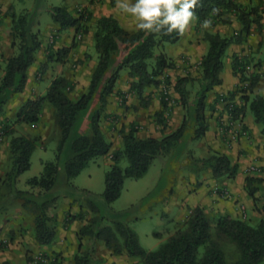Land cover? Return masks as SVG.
<instances>
[{"label": "trees", "instance_id": "trees-1", "mask_svg": "<svg viewBox=\"0 0 264 264\" xmlns=\"http://www.w3.org/2000/svg\"><path fill=\"white\" fill-rule=\"evenodd\" d=\"M259 5H242L237 0H200L196 19L203 24L205 19L211 20L212 25L232 23L231 16L235 15L241 25L238 33L228 37L219 32H206L204 41L208 50L202 57L199 66V77L190 76L178 78L174 91L178 94V105L185 111L181 126L169 133H163L162 138H140L138 128L134 123L127 133H123L122 149L112 150L103 123L107 118L109 98L115 94L123 71L131 79L132 94L141 101L143 107L149 106L151 97L147 91L158 88L162 76L176 68L175 62L165 52L167 45L178 44L182 37L176 33L146 34L144 31L125 29L114 16H102L94 23L93 43L97 52V63L94 66L90 83L85 92L78 98L71 96L74 83L65 76L53 80L46 93L31 98L23 103L16 114V124L30 126L39 125L45 109L52 110L55 127L61 134L58 148V159L69 146V156L65 163L64 183L70 185L96 158L110 156L112 167L106 175V189L101 196L105 206L116 202L122 194L126 179H142L149 172L154 161L171 154L186 136L187 129L192 124V140H201L209 130L206 112L211 109L208 104L209 93L223 84L222 73L225 69V57L233 44L246 43L254 31L260 34L264 30L262 0ZM213 9H216L213 12ZM51 14L57 32L64 33L75 30L88 33V24L93 20V13L84 9L75 12L67 7H54ZM11 20V46L15 53L7 58L3 67V77L0 80V115L5 111L8 103L17 95L25 91L28 72L36 63L37 56L43 48L40 33L35 31L36 14H17L15 8H8ZM75 42L69 47L48 50L46 62L41 65V74H45L49 63H65L71 55ZM87 59L90 56L87 55ZM83 63V61H79ZM251 62L246 58L240 61L238 55L232 59L234 74L239 76L240 84L237 94H243L241 105H229L233 120H239L248 110L255 124L264 135V96L256 92L261 81V74L256 71L246 75ZM264 59L256 67L262 68ZM198 82L199 91L195 100H191V90L188 86ZM244 84H247L246 87ZM236 92L229 95L232 101ZM234 102V101H233ZM235 103V102H234ZM94 113L90 117L89 130L78 134L79 122L83 113L93 105ZM163 111L156 114L157 122L167 129L166 113L168 104L163 101ZM0 134L10 137L9 168L2 180L6 188L4 199L21 200L23 207L32 221L35 242L41 247L51 246L57 237V218L51 216L50 210L57 203L54 196L59 181L58 162L44 164V171L40 177L28 180L32 191H22L17 187L22 174L30 170L31 159L37 149L40 137L14 136L15 132L7 121L0 124ZM128 161V167L123 170L122 160ZM211 169L215 181L235 179L240 167L233 164L231 159L223 154L214 153L207 159H202ZM264 179L247 177L245 191L253 206L258 207ZM87 193V192H85ZM85 206H81L79 213L69 215L67 225L72 220L86 222L78 232L79 248L71 264H104L97 256L95 248H85L84 239L94 244L102 242L111 256H126L135 264H263L264 262V204L259 208V219L252 222L231 215L211 217L205 209L196 207L189 210V214L179 222L177 230L153 251H146L140 245L138 234L126 222L120 220L121 215L111 220V224L102 226L105 217L101 214V207L96 202V196L91 193ZM264 199V198H263ZM4 203V202H3ZM0 203V207L3 206ZM242 212V208H241ZM90 215L94 217L91 219ZM71 216V217H70ZM69 217L71 219H69ZM89 217V218H88ZM255 223V224H253ZM233 247L229 257L228 247ZM4 264H10L8 262ZM49 264H63L56 255Z\"/></svg>", "mask_w": 264, "mask_h": 264}, {"label": "rangeland", "instance_id": "rangeland-1", "mask_svg": "<svg viewBox=\"0 0 264 264\" xmlns=\"http://www.w3.org/2000/svg\"><path fill=\"white\" fill-rule=\"evenodd\" d=\"M5 1V0H4ZM9 6L4 7L0 5V26H3V29L6 32L7 41L6 46L9 49L7 56H2L0 59V69L3 71L4 63L7 57H11L15 50L11 46L12 37H11V20L8 16V8L13 6L17 12V14L24 13H34L36 14L35 19V28L34 30L40 33V37L43 41V48L40 52V58H43L45 61L47 59L48 50L53 47L58 50L67 45L71 46L75 42L77 45L73 48L71 55L66 60L65 63H49L47 72L44 75L51 78H57L59 76H74L79 74V72L84 76L80 77L83 81L85 76L87 77V71L90 70V75L93 70L91 68V60H93V56L98 58L97 52L93 43V31H94V23L92 21L88 24V33L83 32H73L69 30L64 33H58L57 28L55 27V23L52 18L51 9L54 7H67L72 11L81 12L86 9L89 11L91 3L92 5L98 4L100 10L103 12V7L106 5H111L112 7L116 6V0H6ZM259 2V0H257ZM95 13V10H92ZM212 25V23H211ZM200 27V25H199ZM204 33L201 35L204 37L206 32H212L209 28L204 29ZM92 32V38H91ZM71 33V35H70ZM74 33V34H73ZM90 35V40H87V36ZM232 36V35H231ZM63 37V39L61 38ZM67 37V38H65ZM74 37V39H73ZM65 39V40H64ZM69 39V40H66ZM91 41L93 46H91ZM244 52H241L238 56L240 61L245 62L246 58H249L251 65L250 68H247L246 75L250 76L255 71V67L258 65L259 61L264 59V46L261 47L260 54L259 52L256 56H253L255 51L247 45V42L244 44ZM173 45H167L165 48V52L169 55L170 49H173ZM84 48L87 49V53L90 56V60L87 61L86 65L80 64L79 61H82L81 58L77 55L78 52H84ZM257 48V47H255ZM239 53V52H238ZM246 53L247 55H243ZM82 54V53H81ZM86 58V57H85ZM84 58V59H85ZM86 61V60H85ZM181 63L177 65H182V67L187 69L186 74L189 73V76H193V78L199 77V66L200 63L195 62L193 65L191 64V60L187 56H183L180 59ZM175 62V61H174ZM227 63L225 59V64ZM83 67V68H82ZM85 69V70H84ZM182 69V68H179ZM190 69V70H189ZM193 72H192V71ZM263 76H264V69ZM37 78H43L41 74V70L37 71ZM90 75H89V83H90ZM239 77V76H238ZM49 80V79H47ZM76 82V80L74 79ZM85 81V80H84ZM87 82V81H86ZM86 82H84L86 84ZM131 79L128 77L127 72L123 71L121 74V78L118 82L125 86V88L130 86ZM48 81L43 83V86L47 85ZM166 84L170 88V95L175 101V105L168 106V112L166 114L167 123L170 116L174 113V108L179 107L178 100L174 93V84L175 78L172 74V70L166 72L161 78V84L158 88L150 89L151 93L154 95L157 94L158 100L162 103L163 93L161 92V85ZM240 84V83H239ZM247 84H244L246 87ZM264 85V77L263 84ZM261 87V85H258ZM127 87V89H128ZM264 87V86H263ZM188 88L191 90V100H195L196 93L199 91V85L197 83L190 84ZM238 88V87H237ZM237 88L234 92L237 94ZM262 89V88H260ZM260 89L256 88L257 93H261ZM264 89V88H263ZM149 90V91H150ZM86 91V90H85ZM84 90L82 91L85 92ZM77 91L71 92V96L74 98H78L80 95ZM27 94V91L24 93ZM243 94H237L234 97V104L236 106L241 105V97ZM132 92L129 87L128 91L124 92L118 98L119 107H124L127 105V102L131 104ZM13 100V99H12ZM5 108V111L2 115H0V124L7 121L9 125L12 126V130L15 132L14 136H31V137H40L41 140L38 143L37 149L35 150L32 159H31V168L24 174H22L18 180L17 187L22 191H32V189L28 186V180L40 177L44 171V164L50 162H58L59 165V181L56 189L54 190V196H57V203L55 207L50 210L51 216H56L58 228L65 229V226L76 228V238L78 239V232L80 228L86 224L81 220H72L69 225H67L68 214L76 215L78 214L80 207L85 206L90 199V195L87 193H91L92 195L98 197L96 198L97 204L101 207V214L105 217V221L102 223V226H106L111 224V220L117 218L118 215H121L120 220L126 222L133 230L136 231L139 237L140 245L146 251L156 250L171 234H173L177 228L179 222H182L187 215L190 213L188 211L189 208L193 206L195 202H197V196L191 195L192 189H200L204 185L207 180V175L211 174V169L204 162H199L202 159H207L209 156L203 157L206 154V149L202 146L201 140H192L191 137L193 129L192 124L190 123L186 136L181 141V143L175 148V150L163 157L158 158L154 161L151 166L149 172L142 179H126L124 182L123 191L121 197L111 205L105 206L102 201L101 196L105 192L106 189V175L110 171L112 167V159L110 156H100L94 159L89 166L73 181H71L70 185L64 183L65 177V163L69 156V146L65 149V152L58 159V148L60 145L61 134L57 127H55L54 118L52 116V110L48 108L45 115L42 117V121L39 125H24L18 124V127H15L17 124L15 123L16 114L18 113L20 107H16L17 111L13 112V109H10L11 102ZM135 100H139L135 98ZM134 101V100H132ZM135 101V102H136ZM118 107V106H117ZM96 109V105L94 104L91 109L85 111L83 116L79 122L78 134H84L89 129V121L91 115L94 113ZM181 116L184 117L185 111L182 109ZM180 115V114H179ZM252 116L251 113L247 110L246 114L241 117L239 120H233V122L227 127L225 133L227 131L233 132L234 137H239L245 129V121ZM111 126L115 127L117 124L116 120L110 121ZM116 122V124H115ZM103 127L107 130V126L103 123ZM257 125V124H255ZM258 126V125H257ZM15 127V129H13ZM168 127V125H167ZM259 127V126H258ZM260 128V127H259ZM108 131V130H107ZM106 131V132H107ZM169 134V133H166ZM163 137V136H162ZM162 137H158L159 139ZM108 138V137H107ZM111 139H114L112 137ZM11 138L3 137L0 134V203H3V206L0 207V218L4 221L10 218V226L16 230L15 222L19 220V223L23 227L24 234L32 228V221L28 214V212L21 207V200H12V199H4L3 196L6 193L7 189L3 188L2 180L4 178V174L9 168V144ZM109 140V138H108ZM110 142V140H109ZM113 145L116 144V150L122 149V142L113 141ZM199 145V146H198ZM213 153H211L212 155ZM207 157V158H206ZM121 168L125 170L128 167V161L126 159L122 160L120 164ZM256 171L259 175V178H262V174H264L263 167H255ZM210 178L208 177V180ZM264 179V178H263ZM202 181V183H201ZM197 182V183H196ZM199 184L200 186H197ZM215 191L219 198L224 200H229L232 198L231 191L225 186L224 181H215ZM261 192L257 194L260 198L257 206H251L252 208H248L246 204H239V209L244 207V214L242 212V216L245 220H250L252 222L256 221L260 217V213L258 212L259 208L264 204V184L261 186ZM87 192V193H85ZM225 192H228V195H224ZM3 195V196H1ZM248 210L253 211L249 215ZM255 212V213H254ZM185 213V214H184ZM184 216L182 217V215ZM91 219L94 217L90 215ZM215 218V216L210 215ZM71 217V216H70ZM69 217V219H71ZM182 217V218H181ZM89 218V217H88ZM181 218V219H180ZM8 220V221H9ZM255 224V223H253ZM20 229V228H19ZM16 232V231H15ZM13 231L10 237L12 238L16 236ZM27 234V233H26ZM25 234V235H26ZM14 240V239H13ZM12 240V241H13ZM2 246L0 247V252H6L10 249L8 240H0ZM83 245L85 248H95L97 250V256L102 258L104 264H117L114 260H110L111 254L110 252L104 248L103 243H93L89 240V237L84 239ZM24 251L27 252V259L30 260V264H49L50 259L53 258L47 255L45 252L36 251L31 248V246L23 245ZM233 247H228L229 257L232 254ZM15 255V254H14ZM16 256V255H15ZM40 258L43 260L41 261ZM18 261V260H17ZM14 260L11 264H19ZM47 261V262H46ZM25 264V263H21ZM119 264H135L133 261L126 258L123 262ZM264 264V262H263Z\"/></svg>", "mask_w": 264, "mask_h": 264}, {"label": "crops", "instance_id": "crops-1", "mask_svg": "<svg viewBox=\"0 0 264 264\" xmlns=\"http://www.w3.org/2000/svg\"><path fill=\"white\" fill-rule=\"evenodd\" d=\"M115 1V0H114ZM134 2V0H133ZM238 3L242 5H259L257 0H237ZM0 5L4 7L9 6L8 2L5 0H0ZM90 5L89 11L93 13L92 10H95L93 13V20L96 21L102 16H114L116 19L119 20L120 24L129 31L136 30L135 24L132 18L122 13L119 9L112 7L111 5L104 6L103 12L100 10L99 5L95 4ZM261 10L263 11V25H264V0L261 3ZM232 23L230 25H211L210 29L213 32H219L222 35L231 37L235 33L241 29V25L238 22L235 15L231 16ZM200 25V27H199ZM202 24H199L197 19H195L192 23L190 30L182 37L181 41L173 45V49H170V54L168 55L173 61H175L176 68L172 70V74L175 78V83L178 78L187 77L189 73L186 74L188 70L183 68L182 65H177L181 63L180 59L183 56H187L191 60V65L195 62L200 63L202 57L206 54L208 50V44L204 41V37L201 35L204 33V29L201 27ZM76 32L75 30H72ZM209 31V28H208ZM6 32L3 29V26H0V59L2 56H7L9 49H7L6 41L7 36ZM74 34V33H73ZM71 35V33H70ZM63 39V37H61ZM67 38V37H65ZM92 38V32H91ZM74 39V37H73ZM90 40V35L87 36V40ZM65 40V39H64ZM69 40V39H66ZM243 44H233L225 57L227 63L225 64V69L222 73L223 84L214 88L208 97V104L211 106V109L206 112L207 116V123L209 125V130L206 135L201 139L202 146L206 149V154L203 155L211 157L214 153H220L223 155L228 156L233 164H238L240 167L239 174L235 179H225L224 184L225 186L231 191L232 198L229 200H224L219 198L215 191V179L212 177L211 174H208L207 180H204L205 183L200 189H192L191 195L197 196V202L193 204L190 209L201 207L206 210L209 215H214L215 217L221 215H231L235 218H241L242 212L239 209V204H246V206L250 209L253 206L252 201L247 197V193L245 191V179L249 176L251 177H259L260 174L257 172H250L249 170L253 167H263L264 168V135L261 134V129L255 125L254 119L252 116H249L248 119L243 121L245 123V129L243 128L244 132L238 137H234L233 132L227 131L225 133L224 130L233 122L232 115L229 111V105L234 104V100L229 99V95L233 94L236 88L238 87L240 80L237 75L234 74V70L232 67V59L234 55H240L241 52H244V45ZM254 50L256 54L253 56L259 55L261 52L259 49L264 46V30L260 34L258 31H254L251 36L247 40V45ZM91 46L93 43L91 41ZM69 47V45H67ZM257 47V48H255ZM41 52V51H40ZM40 52L37 56L36 63L30 68L28 72V81L25 88V91L17 96H15L11 102V108L16 112L18 107H21L23 103L31 98H35L38 96H42L46 93L47 89L50 87L51 83L53 82L54 78H49L47 75L42 74L43 78H37V71L41 70V65L44 64L46 61L43 58H40ZM239 52V53H238ZM259 52V54H257ZM82 53V54H81ZM79 58L83 61V65L87 64V49L84 48V52L81 51L77 54ZM243 55H247L243 53ZM8 58V57H7ZM85 58V59H84ZM86 60V61H85ZM97 60L93 56V60H91V68H94L96 65ZM83 68V67H82ZM182 68V69H179ZM264 69V65H263ZM85 70V69H84ZM190 70V69H189ZM192 71V70H191ZM258 71L261 74V81L259 85L261 87H257L260 89L261 93L264 96V85L263 84V70L262 68L255 67V71ZM193 72V71H192ZM40 76V74H38ZM79 72L78 75L74 78V76H68L67 78L71 79L74 83V90L73 92L77 91L80 95L82 91L86 90L89 85V75L90 70L87 71V77L83 78L82 81ZM196 77V74L190 75L191 78ZM3 77V71L0 69V80ZM198 78V77H197ZM196 78V79H197ZM49 79V80H47ZM76 80V82L74 81ZM48 81L47 85L43 86V83ZM87 81V82H86ZM86 82V84L84 83ZM198 84V82H195ZM175 85V84H174ZM128 87V86H127ZM127 87L122 86L120 83L117 86L115 94H113L108 100V107H107V118L104 121L105 126H107V130L105 129L107 137L109 138L110 142L119 141L122 142L123 133H127L132 124H136L138 128V136L140 138H148V137H162L163 133H171L177 130L182 122L184 117L181 116L182 108L179 106L174 108V113L168 119V127L167 129L163 130V127L157 122L156 114L158 112L163 111V105L157 98V94H153L150 91H147L146 96L149 95L151 97L149 106L143 107L140 100H135V96L132 94L131 104L127 102V105L124 107H119L118 105V98L126 91H128ZM27 91V94L24 93ZM176 98H179L178 94L174 91ZM134 100V101H132ZM136 101V102H135ZM118 106V107H117ZM231 106V105H230ZM17 107V109H16ZM48 108L45 109V113ZM44 113V115H45ZM167 114V113H166ZM180 114V115H179ZM44 120V117H43ZM116 120L117 124L115 127H110L111 122ZM237 121V120H236ZM104 126V125H103ZM18 127V124L15 126ZM15 127L13 129H15ZM114 137V139H111ZM116 144L113 145L112 150H116ZM5 146H8L5 145ZM199 146V145H198ZM211 153H213L211 155ZM207 158V157H206ZM208 177L210 178L208 180ZM262 178H264V174H262ZM197 183V182H196ZM202 183V181H201ZM197 186H200L197 184ZM253 210V208L251 209ZM251 210H248L249 215L253 213ZM255 213V212H254ZM185 214V213H184ZM182 215V217L184 216ZM181 217V218H182ZM180 218V219H181ZM10 218L6 220H2L0 218V240H8L10 249L6 252H0V264H4L6 262L10 263L14 260H18L19 264L25 263L30 264V260L27 259V252L24 251L23 245H30L31 248L36 251L45 252L47 255L51 257H55L58 255L60 260L63 264H71L74 257L78 253L79 248V241L76 238V228H69L65 226V229L58 228L57 229V237L54 243L49 247H41L39 246L33 236V230L29 229L24 234V229L22 225L19 223V220L15 222L16 230L10 226ZM9 220V221H8ZM20 228V229H19ZM15 232L16 236L12 238V232ZM14 239V240H13ZM13 240V241H12ZM16 256H15V255ZM110 260H114L117 264L123 262L127 257L120 256L115 257L111 256Z\"/></svg>", "mask_w": 264, "mask_h": 264}, {"label": "clouds", "instance_id": "clouds-1", "mask_svg": "<svg viewBox=\"0 0 264 264\" xmlns=\"http://www.w3.org/2000/svg\"><path fill=\"white\" fill-rule=\"evenodd\" d=\"M200 6V0H116V8L132 18L137 30L181 37L190 30ZM211 23L205 19L201 27L208 29Z\"/></svg>", "mask_w": 264, "mask_h": 264}, {"label": "built area", "instance_id": "built-area-1", "mask_svg": "<svg viewBox=\"0 0 264 264\" xmlns=\"http://www.w3.org/2000/svg\"><path fill=\"white\" fill-rule=\"evenodd\" d=\"M161 92L163 93V100L165 101V102H167V104H168V106H173V105H175V101H174V99L171 97V95H170V88H169V86L168 85H166V84H162L161 85ZM231 109H232V106H231ZM250 172H255L256 171V168L255 167H253V168H251L250 170H249ZM224 195H228V192H225L224 193ZM244 207L242 208V212H243V214H244ZM2 246V243H1V241H0V247ZM40 260L41 261H43L41 258H40ZM47 262V261H46Z\"/></svg>", "mask_w": 264, "mask_h": 264}]
</instances>
